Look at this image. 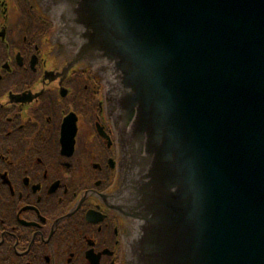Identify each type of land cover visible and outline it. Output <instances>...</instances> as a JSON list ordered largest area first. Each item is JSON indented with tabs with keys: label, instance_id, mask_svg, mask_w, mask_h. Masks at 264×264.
I'll return each instance as SVG.
<instances>
[{
	"label": "water",
	"instance_id": "obj_1",
	"mask_svg": "<svg viewBox=\"0 0 264 264\" xmlns=\"http://www.w3.org/2000/svg\"><path fill=\"white\" fill-rule=\"evenodd\" d=\"M36 1L44 78L109 81L122 264H264V0Z\"/></svg>",
	"mask_w": 264,
	"mask_h": 264
},
{
	"label": "flooded vegetation",
	"instance_id": "obj_2",
	"mask_svg": "<svg viewBox=\"0 0 264 264\" xmlns=\"http://www.w3.org/2000/svg\"><path fill=\"white\" fill-rule=\"evenodd\" d=\"M54 31L36 0H0V264H122L109 81L80 67L44 78Z\"/></svg>",
	"mask_w": 264,
	"mask_h": 264
}]
</instances>
